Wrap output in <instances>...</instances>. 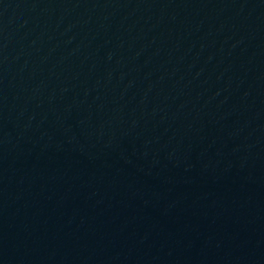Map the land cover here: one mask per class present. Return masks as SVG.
<instances>
[{"label": "water", "instance_id": "95a60500", "mask_svg": "<svg viewBox=\"0 0 264 264\" xmlns=\"http://www.w3.org/2000/svg\"><path fill=\"white\" fill-rule=\"evenodd\" d=\"M264 164V0H0V264Z\"/></svg>", "mask_w": 264, "mask_h": 264}]
</instances>
